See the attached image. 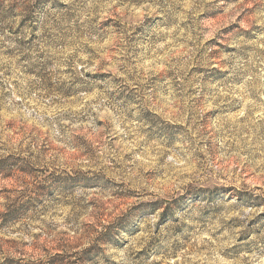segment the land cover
<instances>
[{"label":"rangeland","instance_id":"obj_1","mask_svg":"<svg viewBox=\"0 0 264 264\" xmlns=\"http://www.w3.org/2000/svg\"><path fill=\"white\" fill-rule=\"evenodd\" d=\"M0 264H264V0H0Z\"/></svg>","mask_w":264,"mask_h":264}]
</instances>
